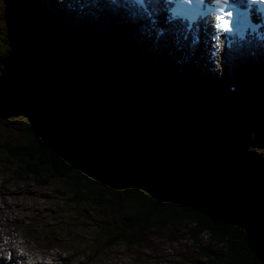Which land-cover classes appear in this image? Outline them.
Returning <instances> with one entry per match:
<instances>
[{"label": "trees", "instance_id": "trees-1", "mask_svg": "<svg viewBox=\"0 0 264 264\" xmlns=\"http://www.w3.org/2000/svg\"><path fill=\"white\" fill-rule=\"evenodd\" d=\"M34 1L11 0L22 11ZM15 25L20 34L12 26L0 33V113L20 117V138L0 143L1 159L35 180L64 179L70 202L96 206L102 219L86 214L96 234L89 246L82 243L91 258L118 243L143 245L151 228L168 223L189 226L204 258L191 264H264V85L240 75L238 86H247L235 99L230 77L219 76L206 94L208 105L200 102L203 90L192 92L203 107L185 120L158 82L128 115L118 112L106 87L93 92L89 86L90 52L70 56L63 68L37 42L38 25ZM52 51L62 52L54 43ZM123 59L96 60L106 68ZM112 214L118 220L109 222Z\"/></svg>", "mask_w": 264, "mask_h": 264}, {"label": "rangeland", "instance_id": "rangeland-1", "mask_svg": "<svg viewBox=\"0 0 264 264\" xmlns=\"http://www.w3.org/2000/svg\"><path fill=\"white\" fill-rule=\"evenodd\" d=\"M58 1L28 2L20 16L15 17L11 0H0V33L8 26H12L17 34H20L15 25L18 20L24 26L38 25V28L34 29L37 42L40 47H44V54L49 56L50 61L63 68L67 67L66 59L70 56L73 58L81 51L90 52L89 59L92 61L88 64L95 70V75L88 79L89 86L93 92L106 87L107 91L113 94L111 99L118 104L116 107H121L118 111L120 113L133 115L134 113L130 111L134 112L136 104L138 107L142 99L150 97L153 87L158 82L162 83V95L172 98L173 110L177 117H184L185 120L189 115L190 120L192 116L194 118L199 106L203 107L202 104L208 105L209 97L206 94L210 93L212 83L217 81L219 76L230 77L231 86L234 85L233 80L240 79V75L245 76L246 82L257 78L261 85L264 84V64L258 63V60L249 54L239 60L233 59L235 68H232L230 63L221 61L216 62V66L210 67L202 61L205 55L202 54V50L197 52L188 47L191 52L197 53L195 55L199 56L202 62L188 61L185 56L187 54L184 50L182 51L183 47L187 48V46H181L175 40L174 51H171L159 39L163 47L155 48L154 42L159 43L155 36L151 40L153 41L151 51L141 49L137 52L123 43L126 38L125 31L118 29L115 23L111 24V17L118 20L115 16H108L106 13L91 18L77 13L64 16V13L58 12ZM109 24L112 25L113 31L107 28ZM93 29H99L97 37L94 36L96 46L93 45V36L90 35V32H95ZM130 34L131 31L128 32V35ZM135 41L142 45L144 41H149L148 34L142 36L137 34ZM53 43L62 50L54 56ZM78 44H82L81 47L78 48ZM149 46L147 43V47ZM73 52L76 53L73 54ZM109 56L124 59L120 63L109 60L110 65L106 68L96 60L98 58L101 62L107 63L106 59ZM176 58L178 61L181 60V65L173 62ZM125 61L129 68L126 71L121 67V63ZM246 86L247 84H244L238 88L240 93L235 99L240 97L241 91ZM196 88L204 92L203 101H200L201 105L195 101L197 95H192ZM96 95H99L98 91ZM4 118L5 116L0 113V143L9 141L16 144L15 139L20 138L18 132L20 117ZM3 122H7L8 127ZM147 129L150 130L148 127ZM188 136L194 137L190 132ZM3 156L1 153L0 241L4 239L10 246L0 252V258L6 257L8 250L12 252L16 250V253H19L23 249L21 253L36 260L37 264L43 262L48 264L49 259L51 264H191L196 260H204L200 254L203 251L191 240L189 226L179 227L168 223L163 225L168 226L165 228L163 226L151 228L150 238L143 245L127 247L124 243H118L103 251L98 257L91 258L89 248L82 243L85 242L89 246L96 234L94 225L87 227L86 214H89L94 222H100L99 220L102 219L96 206L87 202L81 204L70 202L68 200L70 198L69 184L66 180L46 179V177L35 180L33 177L23 176L15 165H11L10 159L2 160ZM252 158L255 157L252 155ZM125 193L120 192L121 196H125ZM60 206H63L60 209L68 213L63 215L57 211ZM107 220L109 222L118 220V215L112 214ZM66 222L70 224L69 235L65 229ZM58 236L60 238L55 239ZM203 239L206 241V236ZM204 241L201 242L204 247L213 250V247L207 246ZM78 242L81 243L80 247L77 245ZM16 258H18L17 254ZM12 261H14L13 258L9 262Z\"/></svg>", "mask_w": 264, "mask_h": 264}, {"label": "bare ground", "instance_id": "bare-ground-1", "mask_svg": "<svg viewBox=\"0 0 264 264\" xmlns=\"http://www.w3.org/2000/svg\"><path fill=\"white\" fill-rule=\"evenodd\" d=\"M145 1V0H144ZM135 2H137V0H132V3L134 4V5H136L135 4ZM147 2H149V1H145V3H137V12H138V18H142V16L140 15V13L142 12V10H144L145 9V7H146V3ZM150 4V6H151V2H149L148 3V5ZM97 8V7H96ZM7 9V8H6ZM15 11H16V14L18 13V14H21L22 13V10H21V7H20V5H17V6H15ZM216 9L217 10H220V9H222V7H220V6H218L217 4H216ZM20 11V12H19ZM86 16V15H85ZM79 20V19H78ZM143 20V19H142ZM74 21V20H73ZM117 21H120V20H117ZM61 25V24H60ZM82 25V24H81ZM170 27H171V25H170ZM124 29V31H125V39L123 40V43L126 45V44H128L129 45V49H133V50H135V51H137V52H140L141 51V49H142V47L135 41V39H136V36L135 37H133L132 39L130 38V36L128 35V32L130 31L129 30V28H123ZM130 29H131V27H130ZM131 31H132V29H131ZM179 31V29H178V26H174V27H172V29H169V32H167L164 36H162V37H160L159 39L169 48V50H172V46H173V44H174V40H173V37H174V35L172 34V33H170V32H174L175 33V35H177L176 33ZM191 32V34H194V30H191L190 31ZM133 34H134V32H133ZM133 35L131 34V37H132ZM178 36V35H177ZM211 40H209V42H208V44H207V47H208V49H209V51L207 50V48L205 47L204 48V50H203V53L205 54L204 55V57H202L203 59H202V61L204 62V63H206V64H208V66L210 65V67L211 66H213L214 65V63L212 62V61H210L211 59V57H212V55H211V51H210V49L212 48V44H211ZM179 45H181V44H179ZM184 45L185 46H187V48H185V47H183V49H182V51L184 50L185 51V54H187V55H185L186 56V58H187V60L188 61H198V62H202V61H200L201 60V58L199 57V56H196L197 55V53H193V52H191L190 50H189V48H192V46L188 43V41H184ZM154 47L155 48H159V43H154ZM189 47V48H188ZM154 48V49H155ZM82 52V51H81ZM86 52V51H85ZM123 52H125V51H123ZM174 53H177V52H174ZM257 60H258V63H261V64H264V51H262L261 53H257V54H255V56H254ZM127 58V57H126ZM186 58H183V60H186ZM217 58V57H216ZM127 62L125 61L124 63H121V67L122 68H126V69H129L128 68V64H126ZM228 63H230L231 64V66H232V68L234 67H236V64H235V62L233 61V60H231L230 62H228ZM150 67V66H149ZM146 70V69H145ZM263 72V71H262ZM138 78V77H137ZM168 81V80H167ZM174 82V81H173ZM185 82V81H184ZM142 85V84H141ZM146 86V85H145ZM168 86V85H167ZM176 89V88H175ZM242 102V101H241ZM164 173V172H163ZM108 176V175H107ZM143 183H144V181H143ZM91 186H93V185H91ZM90 186V187H91ZM150 187V186H149ZM148 187V188H149ZM147 188V189H148ZM154 189V188H153ZM149 190V189H148ZM150 191V190H149ZM152 191H154V190H152ZM151 191V192H152ZM155 192H157V191H155ZM154 193V192H153ZM151 194V193H150ZM155 194V193H154ZM160 194V193H159ZM149 196H151V195H149ZM159 196V195H158ZM159 198V197H158ZM153 200H155L156 201V199H153ZM153 202V201H152ZM161 207V206H160ZM161 209V208H160ZM0 211H2V210H0ZM161 211V210H160ZM165 213V212H164ZM163 213V214H164ZM2 213H0V215H1ZM165 214H167V213H165ZM157 217V216H156ZM5 240L4 239H2L1 240V243H2V245L0 246V252H3L4 250H6V248H5V246H8L9 245V243L8 242H4Z\"/></svg>", "mask_w": 264, "mask_h": 264}, {"label": "snow or ice", "instance_id": "snow-or-ice-1", "mask_svg": "<svg viewBox=\"0 0 264 264\" xmlns=\"http://www.w3.org/2000/svg\"><path fill=\"white\" fill-rule=\"evenodd\" d=\"M184 2L189 5L192 6L193 5V0H184ZM199 4H201L203 2V0H198ZM215 2L217 4H219L221 2V0H215ZM194 7H188L185 8L182 4H178V7L174 10L177 13H181V12H185V11H190L192 10ZM233 15V13L231 11L227 12V16L231 17ZM228 24V20H224L223 24L218 25V27H225Z\"/></svg>", "mask_w": 264, "mask_h": 264}, {"label": "water", "instance_id": "water-1", "mask_svg": "<svg viewBox=\"0 0 264 264\" xmlns=\"http://www.w3.org/2000/svg\"><path fill=\"white\" fill-rule=\"evenodd\" d=\"M28 38H29V41L31 42L32 47L35 48V45L33 44L31 38L29 36H28ZM52 95L54 96V94H52Z\"/></svg>", "mask_w": 264, "mask_h": 264}, {"label": "clouds", "instance_id": "clouds-1", "mask_svg": "<svg viewBox=\"0 0 264 264\" xmlns=\"http://www.w3.org/2000/svg\"><path fill=\"white\" fill-rule=\"evenodd\" d=\"M48 264H51V259L48 260Z\"/></svg>", "mask_w": 264, "mask_h": 264}]
</instances>
